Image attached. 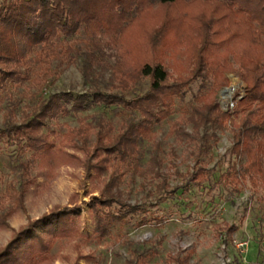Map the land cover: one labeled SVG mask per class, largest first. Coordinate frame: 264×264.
I'll return each mask as SVG.
<instances>
[{"label": "trees", "instance_id": "obj_1", "mask_svg": "<svg viewBox=\"0 0 264 264\" xmlns=\"http://www.w3.org/2000/svg\"><path fill=\"white\" fill-rule=\"evenodd\" d=\"M178 1L182 2L183 10L177 17L189 23L191 32L194 31L187 53L190 67L186 76L170 77L163 65L164 51L174 45L167 44L162 36L167 27L164 16L160 23L140 27L135 43L141 52L132 68H123V64L118 69L112 67V76L118 80H133L132 71L138 80L146 79L143 92L130 98L123 92L104 94L97 90L89 95L52 93L31 114L4 122L0 136L16 151L29 152L30 159L17 164L18 185L7 194V204L0 203V230L8 226L7 219L12 214L24 212V197L34 184L33 162L41 168L79 166L95 180L109 167L113 171L100 191L102 196L87 203L89 232H79L75 204L71 208L53 205L12 232L0 247V264H44L55 239L77 233L98 239L107 235L113 225H123L141 211L138 205L123 201L117 187L122 172H117V165H125L131 176L143 172L136 162L139 141L170 114L175 98H181L189 83L197 78L202 80L200 88L204 86L207 90H199L194 96L196 104L191 105L190 121L194 126L221 128L235 119L229 150L234 157L242 156L244 160L238 169H233V177L239 182L247 179L251 184L264 180L260 159L264 156V0H1L0 89L7 82L19 81L26 72L30 53L70 64L74 45L65 38L78 33L82 34L84 57L81 75L87 79L90 69L102 63L99 51L106 43L118 47L122 34L132 29L152 5L172 6ZM194 4L204 6L206 11H192ZM229 43L235 44L226 50ZM228 59L235 64L244 88L238 98L237 91L232 95L231 109L222 110L215 94L228 84L223 75ZM58 72L45 66L47 75ZM89 100L119 107L137 117L126 119L117 133L111 134V127L101 121L91 137L89 125L81 122L62 134L57 143L49 139L48 135L54 132L47 128V120L82 110ZM202 169L197 168L187 179L201 182ZM38 227L43 228L46 236L31 233ZM142 263L140 259L135 264Z\"/></svg>", "mask_w": 264, "mask_h": 264}, {"label": "rangeland", "instance_id": "obj_2", "mask_svg": "<svg viewBox=\"0 0 264 264\" xmlns=\"http://www.w3.org/2000/svg\"><path fill=\"white\" fill-rule=\"evenodd\" d=\"M174 4H154L146 9L139 22L122 34L118 47L104 37L108 43L99 51L102 63L90 69L87 79L81 75L84 62L81 33L65 38L74 45L70 64L30 53L26 72L19 81L7 82L0 89V130L4 122L31 114L52 93L89 95L97 90L104 94L123 92L130 98L143 92L146 79L138 80L132 71L133 80H118L112 76V67L118 69L123 64V68H132L141 52L135 43L140 27L160 23L164 16L167 27L162 36L167 44L174 45L164 51L163 65L170 77L186 76L194 31L191 32L189 23L177 17L183 10L182 2ZM191 10L206 11V8L194 4ZM234 44L229 43L226 50ZM228 61L223 72L228 84L223 88L231 86V95L237 91L239 97L244 83L237 75L235 64L231 59ZM45 66L57 69L58 74L47 75ZM200 84V78L189 83L182 97L175 98L170 114L139 141L136 162L143 170L141 174L131 176L125 165H117V172H122L117 187L123 201L138 205L141 211L127 223L113 225L107 235L98 239L79 233L55 239L44 264H135L140 259L142 264H264V180L251 184L247 179L239 182L233 177V169H238L244 160L242 156L234 157L229 150L235 119L221 128L194 126L190 121L191 105L196 104L194 96L199 90H207L204 86L200 88ZM223 88L215 94L221 109L227 103ZM132 116L136 118L137 114L130 115L119 107L89 100L82 110L47 120V128L54 132L48 137L57 143L62 134L81 122L89 125L91 137L101 121L111 127V134L117 133ZM28 159L29 152L16 151L0 136V203L7 204V194L18 185L17 164ZM260 159L264 171V156ZM199 167L203 168L204 179L189 181L187 175ZM111 171L109 167L95 180L79 166L41 168L33 162L34 184L24 197V212L7 219L8 226L0 230V247L27 219L37 218L53 205L71 208L75 204L79 232H89L87 203L102 196L100 191ZM139 222L142 224L138 225ZM33 232L46 236L42 227Z\"/></svg>", "mask_w": 264, "mask_h": 264}, {"label": "built area", "instance_id": "obj_3", "mask_svg": "<svg viewBox=\"0 0 264 264\" xmlns=\"http://www.w3.org/2000/svg\"><path fill=\"white\" fill-rule=\"evenodd\" d=\"M232 91H233V89L231 88V86L223 88V92L225 94V98L227 100V103H226V105L224 106V108L222 110L231 109V107H232V102H231V97H232L231 93H232Z\"/></svg>", "mask_w": 264, "mask_h": 264}]
</instances>
